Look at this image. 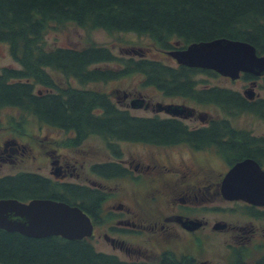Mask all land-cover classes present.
Listing matches in <instances>:
<instances>
[{
    "label": "flooded vegetation",
    "instance_id": "af4514ba",
    "mask_svg": "<svg viewBox=\"0 0 264 264\" xmlns=\"http://www.w3.org/2000/svg\"><path fill=\"white\" fill-rule=\"evenodd\" d=\"M148 46H138V56L146 57ZM183 47L176 43L170 48H155L165 53ZM169 59L174 67L183 64L171 55ZM54 73V85L60 90L72 87L104 93L116 109L171 124L177 131L170 140L133 138L125 133L123 137L110 136L98 130L81 135L76 126H56L44 120L40 123L45 133L35 139L23 142L11 137L0 142V164L12 165V169L0 171V177L25 173L39 186L67 183L75 191L84 187L86 198V194L94 195L88 202L91 208H82L92 222V233L85 237L96 252L119 264H264V205L227 199L221 192L222 179L236 161L252 158L264 168V131L258 124L254 127L232 115L226 117L224 104L208 98L211 89L213 96L226 89L241 91L220 84L219 79L213 83L210 76L236 80L246 72L231 79L198 67L188 73L189 89L171 93L155 87L160 93L156 101H151L153 97L147 94L150 91L134 94L123 88L111 94L96 86L113 78L81 82ZM246 79L244 90L253 88L250 100L264 101L259 92V88L264 89V74L251 73ZM138 108L148 113L133 111ZM257 110L250 114L264 124V116ZM56 131L59 133L53 134ZM40 155L46 170L41 165L29 166ZM26 157L33 163L25 166ZM65 188L60 185L61 194ZM51 195H33L24 200L52 198ZM226 201H230V207L234 208L235 203V208L242 209L241 216L246 219L235 223L221 220L219 215L225 213ZM211 209L216 214L213 220ZM213 232L227 234L223 247L218 248L224 250L222 258L216 262H211L207 253ZM100 238L110 245V250L96 248L95 239Z\"/></svg>",
    "mask_w": 264,
    "mask_h": 264
},
{
    "label": "trees",
    "instance_id": "16d2710c",
    "mask_svg": "<svg viewBox=\"0 0 264 264\" xmlns=\"http://www.w3.org/2000/svg\"><path fill=\"white\" fill-rule=\"evenodd\" d=\"M69 22L87 31L101 28L109 33L147 35L164 49L175 43L184 46L193 41L228 37L248 41L257 53H264V0H0V42L8 45L11 57L19 65L0 66V123L1 110L7 108L26 117L17 120V124L30 116L56 126H76L81 135L95 130L110 136L123 137L125 133L148 140H170L175 135V126L128 115L116 109L104 93L72 87L58 89L54 72L81 82L115 80L139 73L143 86L172 93L189 89L188 73L198 67H174L160 59L132 54L122 55L117 67L95 66L118 55L110 46L92 41L79 47L47 46L48 28ZM128 51L132 52V48ZM250 76L249 72L244 74L245 78ZM212 91L208 98L224 104L226 117L254 112L255 107L264 116V101L254 103L241 91L226 89L217 96ZM31 178L25 173L0 177V197L24 200L53 194V199L91 208L88 202L94 195L86 194V198L84 187L78 191L67 183L44 187ZM60 185L66 187L62 194ZM109 258L96 252L87 237H35L0 227V261L6 264H119Z\"/></svg>",
    "mask_w": 264,
    "mask_h": 264
},
{
    "label": "water",
    "instance_id": "95a60500",
    "mask_svg": "<svg viewBox=\"0 0 264 264\" xmlns=\"http://www.w3.org/2000/svg\"><path fill=\"white\" fill-rule=\"evenodd\" d=\"M178 63L211 68L235 79L241 72L264 74V53L245 40L216 37L167 51ZM252 97L251 87L244 91ZM169 111H173L171 108ZM221 192L227 199L264 205V168L252 158L236 161L225 173ZM0 227L29 236L82 238L92 233L89 215L78 205L52 198H0Z\"/></svg>",
    "mask_w": 264,
    "mask_h": 264
},
{
    "label": "rangeland",
    "instance_id": "374dc122",
    "mask_svg": "<svg viewBox=\"0 0 264 264\" xmlns=\"http://www.w3.org/2000/svg\"><path fill=\"white\" fill-rule=\"evenodd\" d=\"M45 41L47 46L49 47H55V46H74L79 47L82 45H86L89 42H96V43H102L106 44L107 46H110L115 54H117L119 57L112 59L111 61H108V64L105 62H100L96 64L95 66L99 67H110L113 68L114 66H119V61L122 55H134L138 56L136 53H133L131 51H128L130 48H134L136 46H147L150 48L148 51L145 52L144 56L150 57V58H157L160 59L166 63L174 64L172 60L169 59V54L166 52L163 53L161 50L156 49L155 47H158L154 44L152 39L147 35H141L136 34L134 32H112L109 33L104 29L96 28L92 30H85L84 28L73 24L71 22L64 23V24H55L52 27L48 28V30L45 32ZM4 65H12V66H19L18 63L11 57L8 45L4 42H0V66ZM55 75V73H54ZM56 76V75H55ZM201 76V75H200ZM220 81V84H225L229 88H235L239 89L241 91L244 90L245 86L247 85L248 81L244 77H240L236 80H229L227 78H221L217 76H210L211 82ZM142 75L139 73H134L125 77H121L115 80H111L108 83H98L96 86L98 88L107 90L109 93L114 94L115 92L112 90L118 89L120 92L123 88L131 90L134 94L143 93L145 91H150L149 95L153 97V100L156 101L160 100V93L159 90L155 89L153 86H143L141 84ZM259 92L264 95V89L259 88ZM127 102H129V98L126 99ZM137 113H148L147 110H144L143 108H138L133 110ZM26 118L22 114H18L16 110L7 109L4 108L1 110V123H0V142L7 138L16 137L20 141H31L36 138V136L42 135L45 133V127L41 125L40 122L34 120L32 117L29 116V118L22 122L21 124H17V120ZM235 118L243 120V123L247 124H258L259 129L261 131H264V124L261 122L258 117L250 114V113H240ZM34 120V121H33ZM27 132L30 134L28 136ZM56 133V134H55ZM59 132H53V134L57 135ZM34 134V135H33ZM61 136V134H59ZM58 137V136H56ZM91 140L96 141V137H92ZM99 141V139H98ZM26 162L24 165H29L31 160L29 157H26L24 159ZM33 163V162H32ZM44 158L40 155L37 157L36 161L33 164H30V167H37L41 165L43 167V170H46L47 168L44 165ZM12 165L8 162H2L0 164V171L5 172L9 169H12ZM226 210L225 213L220 214L219 218L221 220H225L230 223H235L237 220L244 221L246 218H244L242 215L243 210L235 208L236 204L232 203V207H230L231 203L230 201L225 202ZM212 208V204L210 205ZM211 209L210 217L213 220V216L216 215L214 211ZM212 236H210L209 239V246L211 250H207V253H209V259L211 262H216L218 259L221 260L222 254L224 250H218V248L223 247V239L224 237H227V234L216 232L211 233ZM95 246L99 249L104 250H110V245L103 240L95 239ZM226 251V261L228 252ZM218 253H221V255H218Z\"/></svg>",
    "mask_w": 264,
    "mask_h": 264
}]
</instances>
